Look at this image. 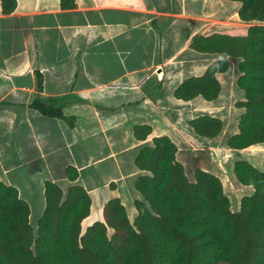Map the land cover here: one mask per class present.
<instances>
[{
  "label": "crops",
  "instance_id": "obj_1",
  "mask_svg": "<svg viewBox=\"0 0 264 264\" xmlns=\"http://www.w3.org/2000/svg\"><path fill=\"white\" fill-rule=\"evenodd\" d=\"M14 2L13 9L4 11L0 0V180L15 187L28 203L30 224L37 225L45 208L47 180L64 191L79 185L89 193L91 208L83 220L85 228L103 221V207L115 197L132 222L138 214L136 204L147 206L135 181L148 173L134 161L142 148L153 146V138L169 137L177 146L176 160L183 166L188 152L211 155L215 149L235 150L227 148V140L215 139L222 132L227 134L221 115L230 105L226 100L234 109H240L236 103L244 100L235 90L237 76L226 77L238 60L200 53L190 44L199 36L246 34L254 22L238 18L239 3ZM10 5L7 2L5 8ZM221 58L228 59L229 69L216 75L220 84L216 100L174 97L184 80L202 76ZM202 113L223 123L216 137L206 138L209 143L189 124ZM143 125L151 133L140 141L134 129ZM235 133L237 127L228 134ZM249 157L243 160L262 168L263 154L255 163ZM70 166L78 171L74 182L66 177ZM214 170L212 174L218 176ZM246 187L240 190L243 196L253 192L251 186Z\"/></svg>",
  "mask_w": 264,
  "mask_h": 264
},
{
  "label": "trees",
  "instance_id": "obj_2",
  "mask_svg": "<svg viewBox=\"0 0 264 264\" xmlns=\"http://www.w3.org/2000/svg\"><path fill=\"white\" fill-rule=\"evenodd\" d=\"M2 1L4 11L14 8V0ZM228 1L240 4L241 21L254 22L246 34L199 36L190 47L238 60L236 87L244 100L236 107L243 112L237 133L226 146L264 147V0ZM7 2L10 9L5 8ZM228 69L227 58L214 61L202 76L184 80L174 97L216 100L220 93L216 75ZM189 124L205 138L216 137L223 128L221 119L210 115L198 116ZM150 133L146 125L134 129L140 141ZM152 142L134 161L148 173L135 181L147 206L136 204L138 214L132 222L115 197L105 203L103 221L83 229L82 222L90 214L89 193L79 185L64 191L47 180L45 208L34 231L28 203L15 187L0 180V264H264V153L261 169L245 160L234 163L235 179L253 192L243 196L239 210L233 212L218 176L196 169L194 182L189 181L176 160L175 143L167 136ZM65 172L71 182L78 178L74 167Z\"/></svg>",
  "mask_w": 264,
  "mask_h": 264
},
{
  "label": "rangeland",
  "instance_id": "obj_3",
  "mask_svg": "<svg viewBox=\"0 0 264 264\" xmlns=\"http://www.w3.org/2000/svg\"><path fill=\"white\" fill-rule=\"evenodd\" d=\"M236 76H238V73H237V70L235 69L234 71H229L226 77L231 79L230 77L235 78ZM235 90L241 95V99L243 100L244 99L243 92L237 88ZM226 101L228 104L231 105L229 98ZM229 106H227V109H228L227 112H224L221 114L225 122V126H226L225 131L227 132V134H225V132H222L217 136L215 140L224 139V141H226L230 137L228 133H232L237 127L238 119L241 113L243 112V110L230 108ZM202 114L204 115L206 113H202ZM202 114H198V115H202ZM202 139L206 140V142L208 143L210 142V141H207L209 139H206V138H202ZM215 146L217 147L218 145H215ZM223 147L224 145L221 144L220 148H223ZM263 153H264V147H252L251 149L245 150V151H240V150L232 151V150H225V149L218 151V149L217 150L215 149V151H213L211 155L210 154L209 155L208 154H204V155L196 154L195 155V153L193 152H188L186 153V156L183 160L184 167H185V174L187 178L189 179V181L194 182L195 169H201L204 171H209L211 173L213 169H215L214 171L218 174L219 178L222 180L224 187H225L226 194L228 195V197L230 198L232 202L231 210H234V209L238 210L240 208V204L239 202L237 203V205L235 203L244 195V193L241 192L240 190L242 189L243 191H245L247 187L241 185L240 183L235 181V179L233 178V175H232L233 174V169H232L233 164L236 161H240V160L248 158V155L251 157V158L249 157L250 160L255 163L259 158H261V155ZM208 156H210L209 159H208ZM255 165H258V164H255ZM85 224L86 223L84 222L82 223L83 229L86 226ZM31 226L34 228V231H35L36 225L31 223Z\"/></svg>",
  "mask_w": 264,
  "mask_h": 264
},
{
  "label": "bare ground",
  "instance_id": "obj_4",
  "mask_svg": "<svg viewBox=\"0 0 264 264\" xmlns=\"http://www.w3.org/2000/svg\"><path fill=\"white\" fill-rule=\"evenodd\" d=\"M84 222H85V221H84ZM86 224H87V223H86ZM86 224H85V225H86Z\"/></svg>",
  "mask_w": 264,
  "mask_h": 264
}]
</instances>
